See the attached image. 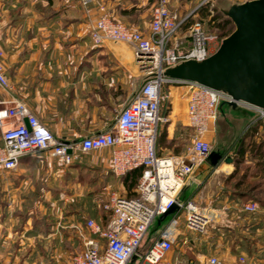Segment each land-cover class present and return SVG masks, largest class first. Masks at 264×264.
Returning <instances> with one entry per match:
<instances>
[{
	"label": "crops",
	"instance_id": "crops-1",
	"mask_svg": "<svg viewBox=\"0 0 264 264\" xmlns=\"http://www.w3.org/2000/svg\"><path fill=\"white\" fill-rule=\"evenodd\" d=\"M197 1L177 3L186 9ZM153 3L0 0V59L13 86L9 92L0 90V99L24 102L61 140L78 141L110 129L138 89L143 73L131 45L112 41L98 45L90 36L91 26L103 7L115 21L147 36ZM162 85L166 98L160 114L165 121L158 128L156 152L184 157L193 136L186 89L171 81ZM241 138L245 151L240 153V167L248 170L247 181H257L264 190V121L239 105L236 110L225 109L206 135L210 153L222 155L217 164L189 158L194 169L180 199L191 200L210 212L212 219L228 223L227 256L221 259L228 264H264V198L245 200L229 193L239 176L227 180L235 172V146ZM110 153L109 148L77 151L72 164L61 167L48 152H37L20 158L15 171H0V264H59L82 251L89 235L85 220L101 224L107 220L100 207L104 198L111 192L125 197L135 194L137 181L128 188L125 176L112 173ZM226 156L233 158L231 164L224 162ZM250 201L258 204L256 211L243 209ZM57 254H62L60 262Z\"/></svg>",
	"mask_w": 264,
	"mask_h": 264
},
{
	"label": "built area",
	"instance_id": "built-area-1",
	"mask_svg": "<svg viewBox=\"0 0 264 264\" xmlns=\"http://www.w3.org/2000/svg\"><path fill=\"white\" fill-rule=\"evenodd\" d=\"M206 1L210 0L203 3ZM191 15L176 20L168 0H154L150 32L146 36L115 21L100 7L90 30L93 41L98 45L104 41L131 45L143 75L156 74L141 85L127 106L116 114L113 126L104 132L78 141L61 140L24 102L0 99V171H15L20 158L37 152H48L57 165L66 167L72 164L74 152L104 148L111 150L110 169L115 176L140 170L134 196L111 192L105 205L109 212L106 222L85 220L84 228L89 235L83 240L82 251L59 264H228L216 255L195 260L173 256L172 251L181 218L186 230L199 234L206 231L212 220L207 210L200 209L191 200H181L180 192L194 169L189 158H206L210 153L206 135L218 118L219 102L230 101V97L194 82L171 80L186 89V114L193 129L192 141L184 157L158 155L155 148L159 125L165 121L160 114L161 103L166 98L161 86L168 81L160 73L181 61L209 57L224 38L208 31L199 20L191 22L184 31L183 25ZM0 90H13L1 59ZM238 105L256 112L258 119L264 121V110L244 103ZM173 206L176 208L167 222L157 229L154 237L145 241L142 249L154 221ZM257 208L254 201L243 205L247 212ZM61 258L62 254L55 255L57 262ZM239 261L244 262V258Z\"/></svg>",
	"mask_w": 264,
	"mask_h": 264
},
{
	"label": "water",
	"instance_id": "water-1",
	"mask_svg": "<svg viewBox=\"0 0 264 264\" xmlns=\"http://www.w3.org/2000/svg\"><path fill=\"white\" fill-rule=\"evenodd\" d=\"M218 1L213 0V3L232 22V32L221 40L209 57L201 61H181L165 68L160 76L168 81L194 82L230 97V101L219 102L217 119L224 116L225 109H239L238 103L264 110V0L230 2L224 6ZM154 76L156 74L142 75L136 92ZM25 124L28 126L27 120ZM221 158L222 155L212 152L205 161L216 165ZM223 159L229 164L233 162L231 156ZM175 208L173 206L162 214L158 221L174 212Z\"/></svg>",
	"mask_w": 264,
	"mask_h": 264
},
{
	"label": "rangeland",
	"instance_id": "rangeland-1",
	"mask_svg": "<svg viewBox=\"0 0 264 264\" xmlns=\"http://www.w3.org/2000/svg\"><path fill=\"white\" fill-rule=\"evenodd\" d=\"M169 2V8L171 9V12L173 15H175L176 19L184 18L185 16H188L190 14H193L189 16V20L198 18V15H194L197 7L200 5H203L204 0H198L196 3H192L186 7V9H183L181 6L178 5V0H168ZM245 0H219L218 3L221 6H224L227 3L230 2H237L241 3ZM212 5L216 8L218 13L221 14V12L218 10V6L213 3V0H210ZM222 15V14H221ZM192 19V20H193ZM186 28V27H185ZM162 90H164V86L162 85ZM254 181V180H251ZM249 185L251 183H248ZM247 185V183H246ZM245 189V187H244ZM110 195V194H109ZM109 196L104 198V201L102 204H100V207L103 211H105V214L109 215L108 210L105 209V205L108 203ZM103 199V198H102ZM224 216V214H223ZM167 221L164 220L162 224L157 225L152 224L150 229L148 230V236L146 237V240H144V246L149 238H152L156 234V229L161 228ZM228 223L226 221H217L216 219H212L207 226V229L204 233H193L185 229L184 227V221L181 218L179 220V225L176 228V236L173 243V251L172 254L174 256H179L182 258H192L195 260H203L205 257L209 255H216L221 258H225L227 256V244H226V235H227V228ZM146 241V242H145ZM193 241V242H192Z\"/></svg>",
	"mask_w": 264,
	"mask_h": 264
},
{
	"label": "trees",
	"instance_id": "trees-1",
	"mask_svg": "<svg viewBox=\"0 0 264 264\" xmlns=\"http://www.w3.org/2000/svg\"><path fill=\"white\" fill-rule=\"evenodd\" d=\"M194 15H198V18L191 19L189 18L186 20V23L183 25V28L187 27L191 22L195 20H199L200 22L205 24V28L208 31L217 33L220 37H226L228 36L232 30H233V24L232 22L225 16L218 13L216 8L212 5L210 1H206L203 3V5H200L197 7L196 11L193 12ZM193 15V14H192ZM244 140L241 138V141L237 142L235 146V152L238 153V155L235 157V172L230 175V177L227 180H230L231 178H234L235 175L239 174V176H236L235 182H233L231 189H229L230 195L236 198L241 199H254L257 201H260L262 198H264V190L259 188L257 181H247L246 176L248 173V170L245 169V167H240V164L243 161V158L240 156L241 152H244ZM262 170H264V166L261 167ZM140 174V170L136 169L133 170L125 175V182L128 186V188H131L135 185L138 177ZM247 183V185H246ZM248 183H251L250 185ZM245 187V189H244ZM193 242V241H192Z\"/></svg>",
	"mask_w": 264,
	"mask_h": 264
}]
</instances>
